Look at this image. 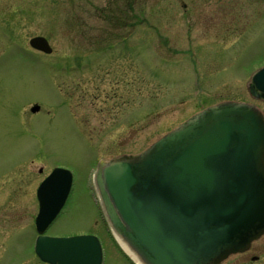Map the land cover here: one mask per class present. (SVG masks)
<instances>
[{
	"label": "rangeland",
	"instance_id": "rangeland-1",
	"mask_svg": "<svg viewBox=\"0 0 264 264\" xmlns=\"http://www.w3.org/2000/svg\"><path fill=\"white\" fill-rule=\"evenodd\" d=\"M263 64L264 0H0V228L15 232L0 264L36 258V188L58 167L73 186L47 234H96L104 264H132L101 209L100 162L222 100L264 113L247 88Z\"/></svg>",
	"mask_w": 264,
	"mask_h": 264
},
{
	"label": "water",
	"instance_id": "water-1",
	"mask_svg": "<svg viewBox=\"0 0 264 264\" xmlns=\"http://www.w3.org/2000/svg\"><path fill=\"white\" fill-rule=\"evenodd\" d=\"M29 44L53 52L45 36ZM247 88L264 101V65ZM96 183L112 226L146 264H217L264 234V115L247 102L209 106L144 152L103 163ZM72 185L63 167L39 185L35 251L51 264H102L96 235L44 234Z\"/></svg>",
	"mask_w": 264,
	"mask_h": 264
},
{
	"label": "flooded vegetation",
	"instance_id": "flooded-vegetation-1",
	"mask_svg": "<svg viewBox=\"0 0 264 264\" xmlns=\"http://www.w3.org/2000/svg\"><path fill=\"white\" fill-rule=\"evenodd\" d=\"M254 101H257V100H254ZM117 157H120V156H117ZM42 171H43V169L40 168L39 172H42ZM4 203L5 204H11V199L6 198ZM20 231L17 232V234L20 233ZM110 231L112 232V230H110ZM12 232H13V230H11V229L0 228V236H1L0 237V240H1V242H0V259L7 252L9 239L15 235V232L14 233H12ZM34 232H35V234H34L32 240H31L32 236L30 237V244L28 246L32 249V253L34 254V257H36V258H32L33 256L31 255L29 257V259H27V261L24 260L25 262H23V263L24 264H51L47 261L42 260L35 253L34 247H35L36 238L38 236V232L36 229L34 230ZM45 234H47V233L45 232ZM47 235L62 236V235H57V234H47ZM69 236H71V235H69ZM113 237H114V235H113ZM118 245L120 246L123 254H125L131 260L132 264H146L143 261V259L141 258V256L138 255L134 250L131 249L132 252L135 254L136 258H134V256L131 255V253L128 252L124 246H122L120 244H118ZM105 258H106V251L104 249V260H103L104 262H105ZM32 259H34V261ZM218 264H264V234L262 236H260L258 239L254 240L249 245V247L247 249L240 251V252L233 253V254L227 256L225 259H223Z\"/></svg>",
	"mask_w": 264,
	"mask_h": 264
},
{
	"label": "bare ground",
	"instance_id": "bare-ground-1",
	"mask_svg": "<svg viewBox=\"0 0 264 264\" xmlns=\"http://www.w3.org/2000/svg\"><path fill=\"white\" fill-rule=\"evenodd\" d=\"M118 238H119V240L121 241L122 245L127 249V251L130 252L131 255L134 256V258H136V257H135V254L132 252V250L130 249V247H129V246L123 241V239H122L121 237H118Z\"/></svg>",
	"mask_w": 264,
	"mask_h": 264
}]
</instances>
